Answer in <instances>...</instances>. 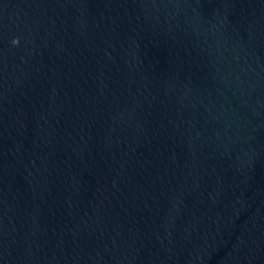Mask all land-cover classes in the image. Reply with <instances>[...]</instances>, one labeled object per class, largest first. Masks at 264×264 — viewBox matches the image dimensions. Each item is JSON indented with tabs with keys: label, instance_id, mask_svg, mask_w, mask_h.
Returning <instances> with one entry per match:
<instances>
[{
	"label": "water",
	"instance_id": "water-1",
	"mask_svg": "<svg viewBox=\"0 0 264 264\" xmlns=\"http://www.w3.org/2000/svg\"><path fill=\"white\" fill-rule=\"evenodd\" d=\"M0 264H264V0H0Z\"/></svg>",
	"mask_w": 264,
	"mask_h": 264
}]
</instances>
